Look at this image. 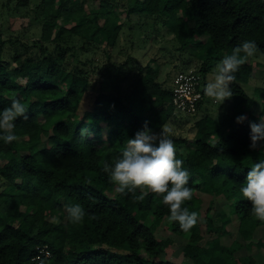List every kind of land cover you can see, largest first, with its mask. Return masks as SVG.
Listing matches in <instances>:
<instances>
[{"label": "trees", "instance_id": "1", "mask_svg": "<svg viewBox=\"0 0 264 264\" xmlns=\"http://www.w3.org/2000/svg\"><path fill=\"white\" fill-rule=\"evenodd\" d=\"M157 1L127 0L126 17L134 13L133 4L154 14ZM161 1L173 8L170 15H162L164 25L180 49L189 48L200 62L195 71L201 77L220 56L230 55L245 41H254L264 56L261 0ZM107 5L102 0L96 12H89L90 19L81 0H69L68 5L40 0L33 8V22L41 25V37L22 45L10 66L0 57V112L10 107L12 98L27 108V119L14 122L17 139L9 144L0 140V264H264V222L252 216L250 203L240 193L253 164L264 163V141L250 147V124L257 118L249 112L254 98L242 87L254 68L249 62L239 67L229 85L233 95L226 100L232 111L220 121L206 117L208 132L171 139L176 158L183 159L190 173L187 186L193 189L183 207L198 213L195 227L185 233L177 223H169L160 198L149 193L136 201L130 193L121 195L103 171L104 162L119 156L138 131L146 127L156 136L176 114L172 87L164 89L158 82L151 91L140 87L133 77L135 67L111 60L123 24L120 12L105 10ZM73 39L80 41L82 53L102 47V69L111 81L103 102L80 113L90 80L85 68L93 61L63 67L75 48ZM6 44L11 41L0 36V56ZM69 54L74 57V52ZM136 70L140 76L143 70ZM255 91L264 110V89ZM242 115L244 123H237ZM197 193L210 197L206 207ZM77 203L86 215L73 224L65 205ZM162 228L186 239L181 261L165 258L170 245L158 238ZM217 228H234L230 243L216 241ZM259 241L261 247L255 250ZM43 248L49 256L34 260Z\"/></svg>", "mask_w": 264, "mask_h": 264}, {"label": "rangeland", "instance_id": "2", "mask_svg": "<svg viewBox=\"0 0 264 264\" xmlns=\"http://www.w3.org/2000/svg\"><path fill=\"white\" fill-rule=\"evenodd\" d=\"M101 1L81 0V9L86 13L91 11L94 13L99 9ZM106 1L109 2V5L105 7V10L119 11L123 24L118 42L111 49V60L114 63L127 62L128 65L135 67L133 77L137 78L138 86L146 87L151 91L155 86L154 84L158 82L164 89H170L178 72L199 69L200 62L190 55V49H180L179 44L173 39V35L163 23L165 18L162 15H170L173 9L171 6L169 7L163 1L158 0L154 5V14H150L148 10L143 8L142 4H133L134 7L136 6L134 13L126 17L125 4L127 0ZM39 2L40 0H0V36L11 41V44L5 45L0 57L8 63V66L11 65V58L14 53L23 51L22 45L41 37V25L33 22L35 16L33 8ZM61 2L68 5L69 0H61ZM93 13L88 14L90 19L93 18ZM16 40L20 41V44H13ZM73 44L75 48L69 53L74 52V57L69 53L66 55L63 63L64 68L72 69L75 64L79 65L78 61H85V59L93 61V64H88L85 68L89 71L90 80L86 84V90L79 106L80 113L91 109L95 103L100 105L103 102L104 90L111 84V81L107 78L108 72H106V69H102V64L106 63L102 47L82 53L79 49L80 41L73 39ZM222 58L223 56H220L216 61L219 62ZM247 62L252 65L254 71L252 78L247 84H242V87L250 97L254 98V103L249 112L253 114L255 119L257 118L259 123L261 117L264 118V110L255 89H264V56L256 53L254 57L248 58ZM93 66L97 68H93ZM214 67L215 65L202 77L205 87L212 78ZM136 69L143 70L140 72V76ZM20 81L24 82L23 80ZM148 81H152V83ZM78 83L84 85V82L80 81ZM231 111L232 103L230 101H224L221 105H218V103L205 96L200 111L193 115L174 114L165 125L164 132H166L169 139L175 137L191 139L197 130H203L205 133L209 131L205 124L206 117L209 116L220 121L223 115L229 114ZM168 129L170 131H167ZM161 133H156V136L159 137ZM0 186H3L2 181H0ZM197 195L201 197L203 207H206L210 197L201 193H197ZM202 222V234L206 235L205 221ZM233 234L234 228H230L229 231L217 228L214 237L220 243H230ZM260 235V240L264 241V229H262ZM158 238L167 240L170 245L166 250V259L177 262L182 260L181 251L186 242L183 235H174L167 229L162 228L159 230ZM261 242H258L255 250L261 247Z\"/></svg>", "mask_w": 264, "mask_h": 264}, {"label": "clouds", "instance_id": "3", "mask_svg": "<svg viewBox=\"0 0 264 264\" xmlns=\"http://www.w3.org/2000/svg\"><path fill=\"white\" fill-rule=\"evenodd\" d=\"M264 3V0H261ZM258 48L254 41H245L235 47L231 54H226L215 64L212 78L204 88V94L221 105L233 95L229 85L236 77L239 67L254 57ZM27 108L19 99L12 98L10 107L0 112V140L9 144L17 139L13 134L17 118L26 117ZM245 116L237 117L242 123ZM167 131H170L168 129ZM250 147L255 149L259 142L264 141V118L258 124H250ZM84 135V130L81 131ZM177 149L166 132L159 137L150 134L145 127L138 131L134 138L128 139L121 154L111 163L105 161L103 171L108 175L109 182L116 186L121 195L132 194L136 201L144 200L149 193L160 198L169 215V223H177L180 230L187 233L195 227L198 213L189 212L183 207L185 201L193 197V189L188 187L190 173L184 169L183 159L176 158ZM139 192V195L136 193ZM242 197L251 205L252 216L264 222V163H256L247 173L246 184L240 187ZM65 211L73 224L83 222L86 212L80 204H67ZM93 218L94 217H90Z\"/></svg>", "mask_w": 264, "mask_h": 264}, {"label": "built area", "instance_id": "4", "mask_svg": "<svg viewBox=\"0 0 264 264\" xmlns=\"http://www.w3.org/2000/svg\"><path fill=\"white\" fill-rule=\"evenodd\" d=\"M204 98L202 77L194 70H184L176 74L172 81L171 105L175 113L193 115ZM49 256V251L40 249L34 260Z\"/></svg>", "mask_w": 264, "mask_h": 264}, {"label": "crops", "instance_id": "5", "mask_svg": "<svg viewBox=\"0 0 264 264\" xmlns=\"http://www.w3.org/2000/svg\"><path fill=\"white\" fill-rule=\"evenodd\" d=\"M204 88H205V85H204ZM204 98H205V94H204ZM204 98H203L202 103H201V106L199 107V109L197 110V112L201 110L202 105H203V103H204Z\"/></svg>", "mask_w": 264, "mask_h": 264}]
</instances>
